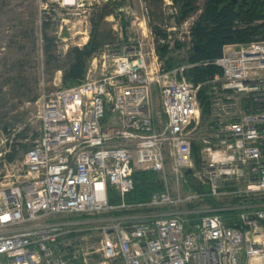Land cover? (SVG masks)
Returning a JSON list of instances; mask_svg holds the SVG:
<instances>
[{
    "label": "built area",
    "instance_id": "1",
    "mask_svg": "<svg viewBox=\"0 0 264 264\" xmlns=\"http://www.w3.org/2000/svg\"><path fill=\"white\" fill-rule=\"evenodd\" d=\"M113 64L108 76L39 95L38 137L22 155L20 174L0 177V264L80 257L87 264L84 249L94 237L98 264H264V203L240 209L232 227L194 205L209 197L264 200V41L225 45L211 62L221 75L207 82L204 123L201 84L179 79L181 68L165 71L153 50L149 61L133 52ZM139 170L156 173L163 190L126 204ZM110 189L118 205H110ZM160 208L176 210L165 218L93 220Z\"/></svg>",
    "mask_w": 264,
    "mask_h": 264
},
{
    "label": "rangeland",
    "instance_id": "2",
    "mask_svg": "<svg viewBox=\"0 0 264 264\" xmlns=\"http://www.w3.org/2000/svg\"><path fill=\"white\" fill-rule=\"evenodd\" d=\"M203 4V0H198V10L202 9ZM171 6V0H77L76 6H67L65 0H0V177L7 174L17 177L20 174V161L24 152L18 146L13 152L12 161H9L5 155L6 133L12 138L23 132L24 139L20 142L27 145L38 137L40 121L36 101L44 90L51 92L64 88L62 71L58 68L67 66L71 48L83 47L90 38L95 45H99L87 65L86 76L92 80L108 76L114 68L115 58L139 52L149 61L152 50L162 69L167 71L165 62L167 58H172L175 64L173 69L181 68L184 72L187 69L185 67L190 65L186 59L192 46L187 30L200 11L186 19L188 21L177 24ZM104 12L107 15L100 20ZM151 14L162 18V22L152 20ZM155 27L167 35L165 41L155 39ZM176 43L180 48H176ZM162 44L168 46V53L164 57H160L157 50ZM153 90V103L159 110V88L155 85ZM208 112L204 116L201 112V123L207 120ZM166 173L172 189H175L168 165ZM156 176L160 182L159 176ZM14 179L7 178L3 183ZM196 183L197 179L187 180L189 186ZM183 185L179 186L180 193H186L189 188ZM245 201L244 198L232 196L209 197L194 205L198 210H232L228 208L242 205ZM247 202L258 205L264 200ZM182 209L190 208H178ZM128 212L132 216L142 214V210ZM116 217L110 212L95 216L93 220L102 222ZM99 247L98 237H94L88 247L86 245L84 253L87 254V264L102 261ZM81 263V257L73 262Z\"/></svg>",
    "mask_w": 264,
    "mask_h": 264
},
{
    "label": "trees",
    "instance_id": "3",
    "mask_svg": "<svg viewBox=\"0 0 264 264\" xmlns=\"http://www.w3.org/2000/svg\"><path fill=\"white\" fill-rule=\"evenodd\" d=\"M174 10V20L177 24L185 21L197 11L195 21L189 29V38L192 43L188 53L186 63L194 64V67L187 68L178 76H181L192 82L194 85L201 84L198 90V100L201 105L202 116L209 110V91L208 81L216 75H221V70L211 64L222 54V48L229 44H247L252 41H264V0H203L202 9L197 8L198 0H171ZM104 12L100 15V20L106 17ZM152 20L162 22V18L151 14ZM154 35L157 41H165L167 35L161 30L154 28ZM203 44V45H202ZM99 45H95L90 38L83 47L71 48L68 55V64L65 68H58L62 71V86L70 87L79 84L85 79L87 73L88 61L95 55ZM176 48L180 45L176 43ZM160 57H164L168 53L167 44H162L157 48ZM208 62L207 65H203ZM166 70L174 68L172 58H167L165 62ZM23 132L15 134L12 138L7 135L5 146L6 157L12 161L13 152L20 146L23 152H26L31 146L22 144L24 138ZM12 154V155H11ZM134 189L126 195V204L145 203L150 199L151 194L163 190L161 182H158L156 173L152 171H135L132 175ZM211 201V200H210ZM110 205H118L119 198L115 192L109 190ZM123 211L112 212V215L121 216ZM209 215H219L227 226H233V220L237 214L236 210L214 211L206 213Z\"/></svg>",
    "mask_w": 264,
    "mask_h": 264
},
{
    "label": "crops",
    "instance_id": "4",
    "mask_svg": "<svg viewBox=\"0 0 264 264\" xmlns=\"http://www.w3.org/2000/svg\"><path fill=\"white\" fill-rule=\"evenodd\" d=\"M246 201L242 204V205H239L237 207H232L231 209L232 210H236L237 212L242 209V208H247L250 206V203L247 202V199H245ZM124 213H122L121 216H118L116 217L117 219L118 218H123L124 216H127L130 214V212L128 211H124L122 210ZM155 211V212H154ZM172 210H169V208H160V209H152V210H145L143 211L142 210V214L140 215H131L132 217H136V216H147V217H151L150 219L152 218H165L167 216H169V213L171 212ZM209 212H214V211H224V208H213V209H210V210H206ZM133 214V213H132Z\"/></svg>",
    "mask_w": 264,
    "mask_h": 264
},
{
    "label": "bare ground",
    "instance_id": "5",
    "mask_svg": "<svg viewBox=\"0 0 264 264\" xmlns=\"http://www.w3.org/2000/svg\"><path fill=\"white\" fill-rule=\"evenodd\" d=\"M67 2V6H76L77 0H65Z\"/></svg>",
    "mask_w": 264,
    "mask_h": 264
},
{
    "label": "water",
    "instance_id": "6",
    "mask_svg": "<svg viewBox=\"0 0 264 264\" xmlns=\"http://www.w3.org/2000/svg\"><path fill=\"white\" fill-rule=\"evenodd\" d=\"M232 1H235V0H232ZM202 45H203V44H202ZM186 173H188V174H189V173H191V171H190V170H187V171H186Z\"/></svg>",
    "mask_w": 264,
    "mask_h": 264
}]
</instances>
